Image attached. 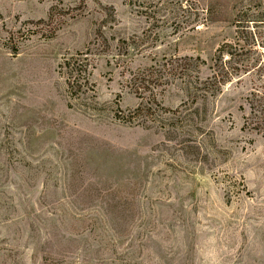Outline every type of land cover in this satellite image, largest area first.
Instances as JSON below:
<instances>
[{
  "label": "rangeland",
  "instance_id": "rangeland-1",
  "mask_svg": "<svg viewBox=\"0 0 264 264\" xmlns=\"http://www.w3.org/2000/svg\"><path fill=\"white\" fill-rule=\"evenodd\" d=\"M239 35L264 0H0V264H264V45L214 80Z\"/></svg>",
  "mask_w": 264,
  "mask_h": 264
},
{
  "label": "trees",
  "instance_id": "trees-1",
  "mask_svg": "<svg viewBox=\"0 0 264 264\" xmlns=\"http://www.w3.org/2000/svg\"><path fill=\"white\" fill-rule=\"evenodd\" d=\"M250 44L264 45L262 41L257 42V39L254 38L253 36H250V39H249L246 37H242L240 35L237 37L233 48H232V45L229 43H226V44L224 43L223 45H221V48L218 50V53H219L217 56L218 60L215 59V65L218 70L217 73L216 72L214 73V80L216 82H221L224 80L222 77L233 74V72L230 71L229 68L231 70H236V71L239 70L238 72L241 71L243 73H246L250 70V69H247L248 65L244 64V62H248V60L241 58L243 55L248 53V49H245V48L246 46H249ZM235 64H243V65H241L242 67H239L238 65H235ZM67 66H70L71 71L77 70L76 67H74L75 65L73 62L71 63L68 62ZM252 68L257 69L258 72L264 71V65H261V64H255ZM217 75H219L220 78H215ZM146 104L147 103L145 104L141 103V105H146ZM138 107L135 109L139 110L141 106H138ZM253 117H254L253 124L255 125L253 129L262 130L264 132V110L263 109L255 110Z\"/></svg>",
  "mask_w": 264,
  "mask_h": 264
}]
</instances>
